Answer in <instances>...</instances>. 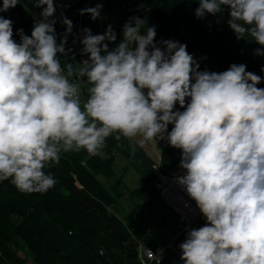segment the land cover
Returning a JSON list of instances; mask_svg holds the SVG:
<instances>
[{"label":"clouds","instance_id":"9594fccd","mask_svg":"<svg viewBox=\"0 0 264 264\" xmlns=\"http://www.w3.org/2000/svg\"><path fill=\"white\" fill-rule=\"evenodd\" d=\"M18 3L2 0L0 13ZM70 6L34 0L41 11L30 35L23 28L14 33V22L0 15V183L45 194L58 183L45 169L62 153L99 155L109 137L166 140L181 150L186 171L178 183L205 219L178 245L183 264H264V88L257 87L264 76L243 63L200 70L185 43L157 41L154 25L142 33L145 19L138 16L123 24L111 49L117 41L111 24L102 34L83 27L79 52L86 58L62 66L76 33L61 14L58 35L56 12ZM102 9L97 3L78 12L98 21ZM226 9L237 40L257 43L253 54L264 56V0H198L194 16ZM163 255L162 248H147L139 262L161 264Z\"/></svg>","mask_w":264,"mask_h":264},{"label":"trees","instance_id":"16d2710c","mask_svg":"<svg viewBox=\"0 0 264 264\" xmlns=\"http://www.w3.org/2000/svg\"><path fill=\"white\" fill-rule=\"evenodd\" d=\"M86 1H74L68 8L57 9L55 28L58 35L64 32V26L59 22L61 14L73 21L75 33L78 9ZM97 3H102L104 9L109 5V1H106L89 6ZM33 4L34 0H20L14 8L0 15L14 22V33L15 29L23 28L25 34L30 35L32 26L40 19L41 11ZM113 5L123 17L141 16V19H145L142 33L146 32L148 26H156L157 41L172 39L185 43L187 51L200 62V70L221 72L232 63H243L247 71L264 76L260 71L264 66V56L253 54V50L261 46L245 39L237 40L227 24V9L222 15L217 13L197 19L194 10L198 7V0H114ZM109 24L106 20H91L87 14L81 16L80 37L83 27L90 28L93 34H102ZM112 27L117 33V41L109 44L110 49L122 39V26ZM14 39L19 41L15 35ZM72 40L69 35L68 43ZM80 47L78 43L72 47L73 53L61 57L62 66L67 63L80 65ZM77 82L83 83L82 80ZM257 87L264 88V83ZM83 97L86 99L87 90H83ZM180 110L183 111L182 108ZM171 128L172 125H169L168 130ZM158 142L155 141V146H158L156 158L149 155L136 140L130 141L124 137L120 140L107 138L99 155L90 156L83 150L62 153L58 164L45 169L46 173L50 172L58 180L56 186L45 194H24L10 181L2 182L0 264H28L26 258L18 254L23 247L31 253L32 264H138L135 240L148 248L165 244L167 240L157 243L136 220L123 223L111 212L117 198L123 194L121 179L114 178L115 152L125 157L130 168L144 181L142 186L127 191L129 198L147 205L150 195L158 196L155 185L159 176L172 172L178 164L177 156L181 155L180 149ZM98 175L108 181L114 179L112 191L97 179ZM197 222V228L205 224L202 214ZM185 238L186 233H183L174 240L172 252L179 249L178 245ZM169 257L165 253L161 264H176Z\"/></svg>","mask_w":264,"mask_h":264},{"label":"rangeland","instance_id":"374dc122","mask_svg":"<svg viewBox=\"0 0 264 264\" xmlns=\"http://www.w3.org/2000/svg\"><path fill=\"white\" fill-rule=\"evenodd\" d=\"M78 0H54V3H71ZM60 9V8H58ZM104 11V12H103ZM102 20L108 21L110 24L116 26L121 25L128 20L127 17H123L117 10L114 5H108L105 9H102L101 12ZM76 31V30H75ZM85 59L81 56L80 60ZM81 83V82H80ZM82 84V90H87V86ZM84 98V97H83ZM138 144L153 158H156V153H158V146H155V140L151 142H146L144 144L139 143V137L135 139ZM164 142L167 147L173 148L170 146L166 140H160ZM159 142H157L158 144ZM181 155L177 156V167L184 170L180 167ZM115 173V179L120 178L122 181L123 194L117 198V203L111 209V212L116 214L123 223H127L130 219L136 220L140 225H142L150 234L157 243H163L168 240L172 234H175L177 231V218L172 209L164 203L157 195L152 194L149 197L150 203L147 205H141L136 201H132L129 198L127 191L135 189L143 185L144 181L141 176L132 168H130L129 163L120 153L115 152V161L113 167ZM97 179L109 190L112 191V184L114 179L106 180L104 176L98 175ZM136 244V240L134 241ZM137 252L138 247L136 244ZM170 256L169 258L174 259L176 264H183L180 260V250L174 249V251H166ZM18 254L24 258L28 264H32V255L29 250L25 247L19 250Z\"/></svg>","mask_w":264,"mask_h":264},{"label":"built area","instance_id":"2783aa9c","mask_svg":"<svg viewBox=\"0 0 264 264\" xmlns=\"http://www.w3.org/2000/svg\"><path fill=\"white\" fill-rule=\"evenodd\" d=\"M185 171L176 167L172 172L159 176L155 187L158 189V196L172 209L177 218V231L172 234L165 244L156 248H150L156 253L157 248H162L164 254L166 251L173 250L174 240L190 228H194L199 216L200 210L195 201L187 194L183 185L178 183L177 178L183 176ZM138 247V264L140 254L148 247H144L140 241H136ZM164 257V255H163ZM146 260V257H145ZM163 260V259H162Z\"/></svg>","mask_w":264,"mask_h":264},{"label":"water","instance_id":"95a60500","mask_svg":"<svg viewBox=\"0 0 264 264\" xmlns=\"http://www.w3.org/2000/svg\"><path fill=\"white\" fill-rule=\"evenodd\" d=\"M106 1H109V5H113V1L114 0H87L86 2L83 3V5L81 6V8L88 7L92 3H96V2H106ZM138 17L141 18V16H138ZM80 24H81V15L78 12L77 15H76V22H75L76 42L73 43V40H72L70 43H68L66 45V48L75 47L79 43V39H80ZM158 46H160V45H158ZM198 225H199V223L196 222L195 225H194V228H197Z\"/></svg>","mask_w":264,"mask_h":264}]
</instances>
